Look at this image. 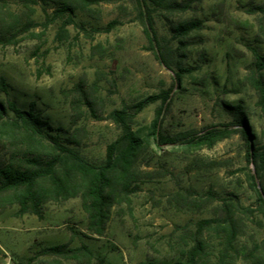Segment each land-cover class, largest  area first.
<instances>
[{"label":"rangeland","instance_id":"obj_1","mask_svg":"<svg viewBox=\"0 0 264 264\" xmlns=\"http://www.w3.org/2000/svg\"><path fill=\"white\" fill-rule=\"evenodd\" d=\"M252 1L253 5H249ZM263 0H204L185 15L171 18H201L202 31L193 33V45L184 63L195 68L185 75L173 90L171 110L165 119L170 132L203 130L232 122L225 105H241L249 127L264 143V117L257 96L245 79L254 61L250 50L258 46L264 54V43L254 42L258 32L256 17L249 13ZM11 9L21 11L18 0H10ZM34 16L37 37H23L15 44L0 46V77L5 78L8 94L0 100L16 102L48 118L55 127L67 130L75 113L69 93L82 81L103 104L104 119L92 118L84 108L79 124L86 129L84 154L101 160L107 146L120 135L109 114L146 97L168 90L174 73L165 68L150 50L140 22L136 0H114L94 6V15L78 14L61 38L58 31L63 21L46 28V13L53 6L40 1ZM155 28L161 38H169L168 22L163 13L154 12ZM117 25L110 32L104 28ZM100 46L97 51L94 47ZM176 47V44H175ZM160 102L150 105L136 119L134 127L150 126ZM247 147L241 135L217 143L213 148L186 146L157 147L150 145L140 162V190L131 195L130 204L119 202L112 210L106 234L90 235L81 199L49 204L42 219L19 215L14 206L0 213V264L7 258L15 262L34 256L42 247L69 243L70 247L87 245L96 259L91 264H176L181 260L179 236L189 225L212 217V208L236 195L243 206L257 205V195L249 187L247 176L254 170L246 161ZM260 184V183H259ZM264 187V177L261 182ZM193 190L194 197L187 199ZM212 191L216 200L201 208L198 200ZM196 198V199H195ZM252 238L264 241V221L247 223L238 242L243 249ZM217 252L209 257L215 264ZM50 257H40L35 264H49ZM62 264H76L63 261ZM230 264H245L234 259Z\"/></svg>","mask_w":264,"mask_h":264},{"label":"trees","instance_id":"obj_2","mask_svg":"<svg viewBox=\"0 0 264 264\" xmlns=\"http://www.w3.org/2000/svg\"><path fill=\"white\" fill-rule=\"evenodd\" d=\"M40 1L53 6L52 14L46 13L45 28L62 20L58 35L68 34L67 26L74 23L78 14L94 15V6L114 0H18L21 11L11 9L10 0H0V46L15 45L23 37H37L33 32L38 24L34 19ZM204 0H136L138 16L148 38L150 50L155 58L174 73L171 88L160 94L149 96L131 105H124L109 114L120 129L119 137L106 148L101 160H91L84 154L86 129L79 124L84 108L96 119H104L103 104L85 89L82 81L69 93L75 118L64 130L55 127L48 118L37 112L36 104L29 109L19 107L16 102L0 100V213L18 206L19 215H34L42 219L45 207L79 198L87 216L90 235L103 237L110 222L112 210L119 202L130 204L131 195L140 190V162L150 145L161 147L186 146L190 148H213L233 135H241L247 147L246 161L254 170L248 174L249 187L257 195V205L243 206L236 195L212 208V217L189 225L179 236L182 259L176 264H204L211 261L212 252H217L215 264H230L242 259L245 264H264V241L252 238L243 249L238 242L250 221H264V143L252 132L245 108L241 105H225L232 117L227 125L211 126L203 130L189 129L170 132L165 119L171 110L173 90L181 85L185 75L195 68H188L184 61L186 51L193 45L191 35L204 29L201 18H178L193 11ZM249 5H253L252 1ZM163 13L171 36L161 38L155 28L154 12ZM256 17L257 29L254 42L264 43V0L249 10ZM117 25L108 24L104 30L110 32ZM176 44V47H175ZM100 46L94 47L97 51ZM254 61L246 76V83L257 96V105L264 117V54L258 46L250 48ZM0 92L8 94L5 78L0 77ZM160 102L156 116L150 126L135 128V119L150 105ZM260 183V184H259ZM190 197L196 194L187 192ZM196 199V198H195ZM216 200L210 191L205 197L191 200L194 206L206 208ZM40 257H50L49 264L73 261L76 264H91L93 251L85 244L70 247L69 243L42 247L34 256L21 257L16 264H35ZM97 260V259H96ZM100 264L103 260H98ZM143 264H157L144 262Z\"/></svg>","mask_w":264,"mask_h":264},{"label":"built area","instance_id":"obj_3","mask_svg":"<svg viewBox=\"0 0 264 264\" xmlns=\"http://www.w3.org/2000/svg\"><path fill=\"white\" fill-rule=\"evenodd\" d=\"M3 264H16V263L12 260V258L9 257L6 259V261Z\"/></svg>","mask_w":264,"mask_h":264}]
</instances>
